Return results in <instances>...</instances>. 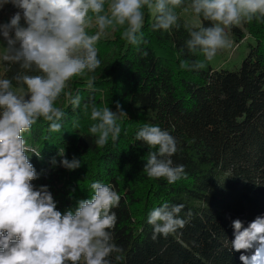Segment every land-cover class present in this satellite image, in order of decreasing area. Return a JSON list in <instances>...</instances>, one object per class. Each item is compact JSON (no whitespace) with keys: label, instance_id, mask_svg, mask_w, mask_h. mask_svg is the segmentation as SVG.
I'll return each mask as SVG.
<instances>
[{"label":"trees","instance_id":"trees-1","mask_svg":"<svg viewBox=\"0 0 264 264\" xmlns=\"http://www.w3.org/2000/svg\"><path fill=\"white\" fill-rule=\"evenodd\" d=\"M190 2L174 9L180 26L170 31L154 30V17L145 8L138 45L122 37V27L108 29L95 44L100 67L74 76L65 89L81 97L80 106L74 108L65 94L55 102L65 113L57 121L60 131L50 130L51 122L40 118L23 134L29 147L40 152V158L28 153L38 175L31 183L36 189L47 186L61 213L89 199L92 182L109 184L121 196L112 210L117 222L111 232L124 259L116 261L114 253L109 257L113 264H242L240 256L252 250L232 249L233 221L247 227L264 217V18L228 29L237 44L247 35L254 40L239 69L214 68L186 46L191 30L212 26L202 16L198 26L180 17ZM17 11L12 6L10 19ZM20 23L26 26L23 19ZM88 31L91 35L97 29ZM182 61H203L205 67L181 68ZM22 71L3 61L1 78ZM117 103L127 114L117 120L119 138L113 142L109 137L103 148L97 147V136L89 131L98 122L91 119V108L115 112ZM146 124L167 130L176 141L171 159L173 166H184L185 174L174 183L150 178L143 170L148 153L158 150L136 140ZM60 148L64 158L79 159L81 166H61ZM164 203L183 204L179 218L186 223L153 240L148 214Z\"/></svg>","mask_w":264,"mask_h":264},{"label":"clouds","instance_id":"clouds-1","mask_svg":"<svg viewBox=\"0 0 264 264\" xmlns=\"http://www.w3.org/2000/svg\"><path fill=\"white\" fill-rule=\"evenodd\" d=\"M183 3L184 0H0V9L7 4L18 9L10 22L0 24V35L6 42L0 60L18 64L24 70L11 79L0 78V264H113L109 257L114 253L116 261L124 259L123 249L112 242L111 232L117 222L112 210L119 206L121 196L109 184L92 182L91 197L78 200L74 210L61 213L47 186L36 189L31 183L38 175L28 153L40 158V152L29 147L23 134L40 118L51 122L50 130L60 131L62 126L57 121L65 113L55 102L65 94L74 108L80 106L81 97L73 98L65 89L74 76H84L100 67L95 44L108 29L122 27V37L138 45L145 8L154 17V30L170 31L180 26L174 9ZM188 8L212 24L191 30L186 41L191 53L199 51L208 61L219 50L231 47L226 29L264 18V0H191ZM22 19L26 26L21 25ZM92 28L97 31L90 35L88 30ZM180 66L192 70L204 68L205 64L182 61ZM31 72L37 74H28ZM116 109L91 108V119L98 122L89 131L97 136V147L103 148L109 137L113 142L119 138L121 127L117 120L126 113L119 103ZM136 140L158 149L148 153L143 169L148 177L166 178L171 184L185 174L183 165L173 166L171 156L177 145L167 130L146 124ZM57 154L64 168L75 170L81 166L79 159L64 158V148ZM51 163L55 165L56 159ZM183 208V204L164 203L148 214L153 240L185 226L186 221L179 218ZM232 226V249L252 250L251 255L240 256L242 264H264V217H257L247 227L240 220L233 221Z\"/></svg>","mask_w":264,"mask_h":264},{"label":"rangeland","instance_id":"rangeland-1","mask_svg":"<svg viewBox=\"0 0 264 264\" xmlns=\"http://www.w3.org/2000/svg\"><path fill=\"white\" fill-rule=\"evenodd\" d=\"M12 4H7L3 7L4 10L8 12H4V10L0 11V24L8 23L10 22V16L12 11ZM186 9V8H185ZM185 9L180 11V17L188 21L192 25H200L201 20L195 16L189 8L185 11ZM240 27L244 28V22L240 25ZM228 34V39L231 41V47L221 49L217 52V54L214 56V58L210 61V64L214 68H226L229 70H237L241 66V63L248 52V44L254 43V40L252 38L245 39L241 43H238L235 41L232 34L229 32L228 29H226ZM4 43H6L0 35V56H2L4 51ZM3 75V60H0V78Z\"/></svg>","mask_w":264,"mask_h":264}]
</instances>
